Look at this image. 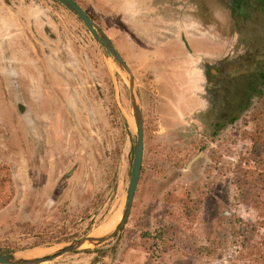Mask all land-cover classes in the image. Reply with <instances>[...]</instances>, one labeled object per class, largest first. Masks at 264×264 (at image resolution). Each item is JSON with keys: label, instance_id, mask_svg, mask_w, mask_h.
Segmentation results:
<instances>
[{"label": "rangeland", "instance_id": "374dc122", "mask_svg": "<svg viewBox=\"0 0 264 264\" xmlns=\"http://www.w3.org/2000/svg\"><path fill=\"white\" fill-rule=\"evenodd\" d=\"M74 1L133 75L141 166L129 214L114 236L37 264H144L149 241L140 233H152L167 218L162 211L178 214L187 200L195 215L181 224L179 246L188 237L223 247L205 259L159 246L149 264L222 262L230 251L229 214L256 219L247 192L234 199L230 167L247 146L243 131L261 104L251 95L248 106L235 107L220 92L232 83L240 92L238 81L264 64V17L253 11L230 19L226 3L205 0L202 24L210 32L203 42L198 29L188 35L206 52L189 48L178 34L147 37L144 25L156 29L147 0ZM177 1V17L190 23L186 13H200L204 0ZM160 4L158 26L169 18L162 0L155 7ZM160 31L150 34L156 39ZM127 127L133 132L126 75L81 21L55 0H0V163L10 167L13 182L12 198L0 208V253L42 255L108 230L120 216L129 175ZM216 149L214 162L208 155Z\"/></svg>", "mask_w": 264, "mask_h": 264}, {"label": "trees", "instance_id": "16d2710c", "mask_svg": "<svg viewBox=\"0 0 264 264\" xmlns=\"http://www.w3.org/2000/svg\"><path fill=\"white\" fill-rule=\"evenodd\" d=\"M248 77L246 78L247 81H244L245 85L241 97L234 98L229 95L227 99L235 100V107H246L251 95H255L257 104L260 103L261 105L256 106L248 117L251 128L243 131L248 143L244 151L237 153L234 162L231 164L230 172L234 199L236 200L242 192H247L250 205L256 212V219L249 222L235 213L229 214L224 241L227 242L225 246L230 251L228 256L218 264H264V64L255 68ZM233 82L234 84L237 83L236 81ZM232 84L230 87L235 88L236 86ZM219 126L220 124L217 123L214 128ZM220 154L216 149L211 150L208 156L216 162L220 158ZM12 184L10 167L0 163V208L12 198ZM162 212H165L167 216L163 223L159 224L152 233L145 230L140 233L141 237H145L149 241L148 256L144 264H149L152 261L155 250L159 246L163 251L179 250L183 255L205 256V259L214 257L218 250L223 247L221 241H205V244H201L191 242L188 237L184 238L182 245L179 246L177 237L181 224L192 221L195 215V209L189 205L188 200L181 205L178 214L169 209ZM260 229L263 231L258 233ZM187 247L190 248L189 251L185 250ZM10 252L12 251L1 253Z\"/></svg>", "mask_w": 264, "mask_h": 264}, {"label": "water", "instance_id": "95a60500", "mask_svg": "<svg viewBox=\"0 0 264 264\" xmlns=\"http://www.w3.org/2000/svg\"><path fill=\"white\" fill-rule=\"evenodd\" d=\"M60 3L65 9L75 15L83 24L87 32L90 34L95 43L102 49L107 57H111L124 71L126 75V83L129 95V106L131 109V115L133 120L134 130L131 132L127 127L128 135L131 141V164L129 169V175L127 184L125 187V194L122 203V209L119 218L108 229L105 228L99 233H89L83 237L66 242L61 246H58L52 251H49L43 255L23 257L17 255L20 252L26 251H12L10 253H0V264H37L45 261L52 260L58 256H61L67 252L75 251L84 247H94L114 236L121 226L124 224L131 207L132 197L138 182L141 158H142V119L140 114V108L137 101L136 88L133 75L124 62L118 51L112 45L105 33L95 24L88 14L74 1V0H55ZM106 230V231H105ZM105 231V232H104ZM35 248V247H33ZM32 249V248H31Z\"/></svg>", "mask_w": 264, "mask_h": 264}, {"label": "crops", "instance_id": "0c3cea01", "mask_svg": "<svg viewBox=\"0 0 264 264\" xmlns=\"http://www.w3.org/2000/svg\"><path fill=\"white\" fill-rule=\"evenodd\" d=\"M148 4V7L150 10H152L153 12L156 11V15H155V20H156V29L153 28L152 30H146L148 29V27L146 25H144V29L146 31L145 35L148 37H152V39L154 40H159V41H164L163 39H167L168 35H179V38H181V36L185 37V40L187 42V44L189 45V48L193 49H200L201 51H206V52H210L207 49H204L203 44H197L199 43V40L194 38V36L188 35V30L190 29H198L199 33L202 35L200 41L203 42V35L206 32H210V26L209 24H202V16H203V10L201 8V12L196 14L195 16L192 15L191 13H186L191 15L193 18H191L194 21H191L190 23L186 22L184 17H177L178 12H177V8H178V1L177 0H162V2H164V6L163 11L166 12L163 15L167 14L169 15L167 18V20L164 21V23H161V25L158 26V20L159 18L162 16L158 13V10H160L161 8V4L160 6H156L157 4H159L161 2V0H147L146 1ZM155 7V8H154ZM206 9V8H205ZM161 21V20H160ZM160 23V22H159ZM214 28V27H213ZM156 30H161L160 33H158L156 35V39L155 37L152 36V34L155 32ZM180 30V32L178 31ZM159 37H163V39H157ZM161 43V42H160ZM163 45H167L169 44V41H165L164 43H162ZM201 46L202 49L199 47ZM220 45L217 44V46H215V48H212L211 51H216L218 50V47ZM208 50V51H207ZM203 54V53H202Z\"/></svg>", "mask_w": 264, "mask_h": 264}, {"label": "flooded vegetation", "instance_id": "af4514ba", "mask_svg": "<svg viewBox=\"0 0 264 264\" xmlns=\"http://www.w3.org/2000/svg\"><path fill=\"white\" fill-rule=\"evenodd\" d=\"M216 3H226L229 7L228 10V16L230 19L233 17L245 19L246 16H248V13L256 11V13H260L264 17V0H214ZM203 17L205 20V0L203 1ZM232 13V16H231ZM92 20V19H91ZM204 70L203 73L205 74V64H203ZM216 69V67H214ZM218 69V68H217ZM208 74H211L210 69H208ZM238 83L241 84V91H237V85H235V88H230L228 91L226 89H222L220 92V96H224L223 99L229 98V95L233 96L234 98L238 97V95H241L245 82L238 81ZM218 87V86H217ZM213 98H217V94L212 96ZM240 98V97H239ZM221 100V101H222Z\"/></svg>", "mask_w": 264, "mask_h": 264}, {"label": "bare ground", "instance_id": "6f19581e", "mask_svg": "<svg viewBox=\"0 0 264 264\" xmlns=\"http://www.w3.org/2000/svg\"><path fill=\"white\" fill-rule=\"evenodd\" d=\"M55 249V248H54ZM53 249V250H54ZM52 251V250H51ZM49 252V251H48ZM47 253V252H46ZM45 254V253H44ZM17 255H21L23 257H30V256H39V255H30V254H24V253H18ZM43 255V254H42Z\"/></svg>", "mask_w": 264, "mask_h": 264}]
</instances>
